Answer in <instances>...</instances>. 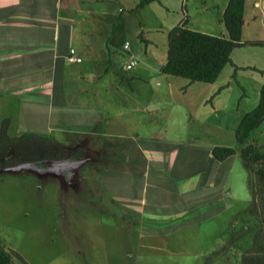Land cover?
<instances>
[{
    "label": "rangeland",
    "instance_id": "obj_1",
    "mask_svg": "<svg viewBox=\"0 0 264 264\" xmlns=\"http://www.w3.org/2000/svg\"><path fill=\"white\" fill-rule=\"evenodd\" d=\"M182 2L160 0L139 9V0H113L114 15L123 16L110 43L113 70L119 76H143L147 74L143 69L159 71L165 64L168 31L176 24ZM209 2L187 0L195 20ZM120 8L123 12L118 13ZM211 10L216 17L218 8ZM237 51L238 62L264 66L263 48ZM131 60L138 65L126 71ZM101 66L93 65L89 74L98 75ZM231 67L216 84H191L166 75L158 101L162 112L155 111V116L149 111L126 112L112 129L116 134L109 139L112 145L71 135L67 145L55 141L72 153L70 159L0 170V245L21 256L22 260L14 257L13 264H242V256L254 243L259 247L251 254L262 247L264 255V200L256 195L253 174L259 167L246 170L241 157L242 149L251 143L264 153V124L245 144L235 138L241 119L259 102L264 73L239 70L231 84L235 72ZM159 116L161 128L155 131L150 123ZM10 134L15 136V131ZM136 134L143 149L155 152L154 163H163L158 152L173 154L179 170L171 175L152 171L147 185L144 179L113 183L112 187H126L135 195L145 190L161 201L154 213L132 204L123 216L107 209L97 183L88 181V172L108 166L107 160L114 163L125 161L123 155L139 156L131 140ZM215 146L232 147L237 154L215 162L211 155Z\"/></svg>",
    "mask_w": 264,
    "mask_h": 264
},
{
    "label": "crops",
    "instance_id": "obj_2",
    "mask_svg": "<svg viewBox=\"0 0 264 264\" xmlns=\"http://www.w3.org/2000/svg\"><path fill=\"white\" fill-rule=\"evenodd\" d=\"M211 1L204 5L200 19L195 20L187 0H183L180 11L176 13L174 27L184 25L196 32L228 38L223 18L229 0ZM112 2L0 0V127L5 119H9V134L12 129L15 131V136H10L32 133L54 142H66V145L71 135L76 140L88 136L112 145L109 139L116 138L112 129H116L118 122L124 120L122 118L128 113L149 111L155 116V111L162 112L158 101L167 76L161 68L167 61L159 71L143 69L147 73L143 76L137 73L124 78L113 70L110 43L112 33L123 16L114 15ZM214 8H218L216 17L210 13ZM170 11L168 9L167 13L171 14ZM119 12H123L121 8ZM174 27L169 29L168 34ZM242 36L243 42L264 41V0H246ZM71 49L82 59L81 63L75 64L76 67L68 62ZM239 49L242 48L232 53L236 66L264 71L263 65L248 66L238 62L235 55ZM85 60L87 63L83 66ZM97 61L100 63L96 64ZM100 64L101 72L90 75L93 65ZM230 83L233 84L234 79ZM138 84L142 88H138ZM222 93L223 90L219 92ZM39 117H43L42 122ZM160 119L159 116L157 120L149 122L157 128L155 131L161 128V124L157 123ZM142 124L140 122L139 125ZM138 136L136 134L131 140L136 152H140L139 156L123 155L126 160L122 162L111 163L107 160L108 166L93 167L88 172V181L97 183L107 209L121 212L123 216L132 204L140 205L144 213H154L161 208V201L154 195L149 197L145 190L135 195L126 187H112L113 183L144 179L147 185L152 171L171 175L179 170L177 157L173 154L158 152L157 157L163 163H154L155 152L143 149ZM43 162L48 166L57 164ZM95 192L92 191L93 195Z\"/></svg>",
    "mask_w": 264,
    "mask_h": 264
},
{
    "label": "trees",
    "instance_id": "obj_3",
    "mask_svg": "<svg viewBox=\"0 0 264 264\" xmlns=\"http://www.w3.org/2000/svg\"><path fill=\"white\" fill-rule=\"evenodd\" d=\"M160 0H142L137 8ZM246 0H229L224 13L223 22L228 31V38H220L196 32L178 25L168 34V57L162 68V73L187 79L191 84L201 82L214 84L227 66H232L235 74L239 70H252L263 74L255 67L239 68L232 60V53L238 48L261 47L264 41L243 42L244 12ZM264 124V85L260 90L258 105L248 112L240 121L235 132L236 142L245 144L251 134ZM10 120L5 119L0 127V170L18 164L33 162H63L71 157V152L53 140L26 133L16 137L9 134ZM237 154L236 150L228 146H215L211 155L216 162H225ZM246 170H252L256 178V195L264 200V153L256 143L245 146L241 152ZM70 159V158H69ZM255 214V213H254ZM264 225V215L262 216ZM254 247L242 256V264H264L262 247L258 253L251 254ZM14 257L22 260L21 256L0 245V264H13Z\"/></svg>",
    "mask_w": 264,
    "mask_h": 264
},
{
    "label": "built area",
    "instance_id": "obj_4",
    "mask_svg": "<svg viewBox=\"0 0 264 264\" xmlns=\"http://www.w3.org/2000/svg\"><path fill=\"white\" fill-rule=\"evenodd\" d=\"M129 48V44L127 43L124 46V49L127 50ZM68 62L69 63H81L82 59L77 55V52L74 49H71L68 55ZM138 65L136 60H131L125 67L126 71L133 70Z\"/></svg>",
    "mask_w": 264,
    "mask_h": 264
}]
</instances>
